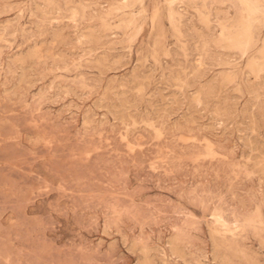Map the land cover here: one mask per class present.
<instances>
[{
  "label": "rangeland",
  "instance_id": "374dc122",
  "mask_svg": "<svg viewBox=\"0 0 264 264\" xmlns=\"http://www.w3.org/2000/svg\"><path fill=\"white\" fill-rule=\"evenodd\" d=\"M0 264H264V0H0Z\"/></svg>",
  "mask_w": 264,
  "mask_h": 264
},
{
  "label": "bare ground",
  "instance_id": "6f19581e",
  "mask_svg": "<svg viewBox=\"0 0 264 264\" xmlns=\"http://www.w3.org/2000/svg\"><path fill=\"white\" fill-rule=\"evenodd\" d=\"M245 2V1H244ZM247 15V14H246Z\"/></svg>",
  "mask_w": 264,
  "mask_h": 264
}]
</instances>
